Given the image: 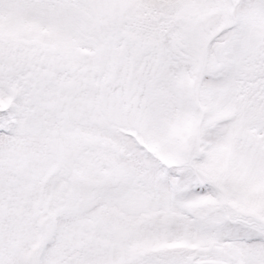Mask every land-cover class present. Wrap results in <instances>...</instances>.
Here are the masks:
<instances>
[{
    "label": "snow or ice",
    "instance_id": "snow-or-ice-1",
    "mask_svg": "<svg viewBox=\"0 0 264 264\" xmlns=\"http://www.w3.org/2000/svg\"><path fill=\"white\" fill-rule=\"evenodd\" d=\"M0 264H264V0H0Z\"/></svg>",
    "mask_w": 264,
    "mask_h": 264
}]
</instances>
